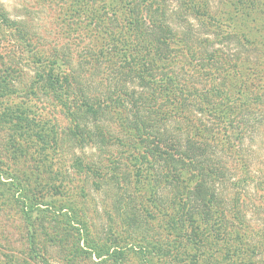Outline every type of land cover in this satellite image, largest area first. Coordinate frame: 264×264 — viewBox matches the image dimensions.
<instances>
[{"label":"trees","instance_id":"trees-1","mask_svg":"<svg viewBox=\"0 0 264 264\" xmlns=\"http://www.w3.org/2000/svg\"><path fill=\"white\" fill-rule=\"evenodd\" d=\"M39 3L53 34L0 2V208L29 264H264V0Z\"/></svg>","mask_w":264,"mask_h":264},{"label":"rangeland","instance_id":"rangeland-1","mask_svg":"<svg viewBox=\"0 0 264 264\" xmlns=\"http://www.w3.org/2000/svg\"><path fill=\"white\" fill-rule=\"evenodd\" d=\"M10 15L25 14L32 24V27L42 35L55 30L54 18L56 17L46 8L41 6L39 0H0ZM50 39V38H49ZM262 143L258 142L261 147ZM253 146V147H252ZM257 146V145H256ZM255 144H251L252 150L256 149ZM263 148V147H261ZM257 150L253 155L255 164L252 169L255 171H264V151ZM257 163H262L258 165ZM24 168H22L23 170ZM253 193V192H250ZM27 236L22 231L21 223L17 216H12L6 207L0 208V264H29L31 263L25 255ZM53 259V260H52ZM50 258L51 264H64L57 258ZM76 264V263H74ZM77 264H90L88 262H78Z\"/></svg>","mask_w":264,"mask_h":264}]
</instances>
